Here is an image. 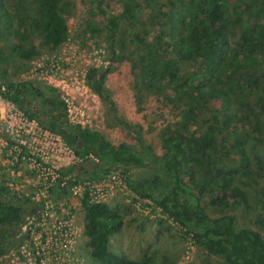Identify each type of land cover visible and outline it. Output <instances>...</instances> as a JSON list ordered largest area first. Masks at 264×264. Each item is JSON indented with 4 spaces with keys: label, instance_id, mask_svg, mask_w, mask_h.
I'll use <instances>...</instances> for the list:
<instances>
[{
    "label": "rangeland",
    "instance_id": "rangeland-1",
    "mask_svg": "<svg viewBox=\"0 0 264 264\" xmlns=\"http://www.w3.org/2000/svg\"><path fill=\"white\" fill-rule=\"evenodd\" d=\"M38 1L4 0L14 18L17 36L31 57L15 54L0 36V64L15 82L33 81L57 87L68 102L72 123L96 130L114 144H137L135 131L118 123L111 107L88 87L86 75L92 68L101 72L110 69L105 86L116 104L118 117L132 127L140 126L144 142L158 156L164 153V140L169 135L189 129L204 135L215 117L223 124L229 110L240 114V92L229 78L216 79L212 86L226 92L231 101L208 99L198 105L182 101L176 88L159 91L142 83L138 59L147 50L132 43L137 32H149L147 47L168 50L167 57L177 63L181 75L199 72V60H180L172 47L179 33L173 25L175 19L161 17L152 21L156 15L173 10L172 4H179L180 0H136L147 8L141 12L140 21L121 23L114 58L106 25L109 18L122 14L120 0H63L59 13L68 22L69 34L56 49L46 46L42 33L34 31L27 20L36 14ZM262 4L264 0H256L255 6L260 9ZM262 26L264 15H231L232 49H238L246 31ZM35 105L41 109L39 103ZM188 106L192 115L185 120ZM213 136L210 149L199 150L196 158L183 161V176L194 173L198 185L211 180L210 187L215 191L206 192L201 200L213 218L233 216L238 227L264 236V225L259 223L264 220V137L260 142L255 138L247 142L252 163L249 173L242 175L241 157L230 130L222 126ZM77 162L71 147L59 135L29 120L17 106L0 97V187L6 188L25 209L24 230L29 236L23 240L21 256L1 245L0 249L9 252L0 256V264H37L38 259L42 264H99L92 259L85 236L81 198L87 186L92 200L108 203L124 218L123 230L110 242L113 253L140 264H227L196 245L154 202L134 195L118 176L94 182L85 179L70 187L67 195L59 193L57 171ZM235 170L238 174L232 184L245 193L246 203L213 204L218 187L212 177L219 171Z\"/></svg>",
    "mask_w": 264,
    "mask_h": 264
},
{
    "label": "trees",
    "instance_id": "trees-1",
    "mask_svg": "<svg viewBox=\"0 0 264 264\" xmlns=\"http://www.w3.org/2000/svg\"><path fill=\"white\" fill-rule=\"evenodd\" d=\"M62 1L39 0L36 14L27 17L30 27L42 33L45 45L53 49L62 46L69 34L68 22L59 13ZM120 2L122 14L107 19L106 25L113 58L118 53L115 43L121 23L140 21L141 12L147 8L136 0ZM255 4L256 0H180L179 4H172L173 10L153 17V22L161 17L175 19L173 25L179 33L173 39L172 47L180 60H199L198 73L181 75L177 63L167 57L168 50L147 47L149 32H137L132 36L134 45L147 50L139 56L138 70L148 89L176 88L181 100H188L191 105L208 99L231 101L226 92L212 86L214 80L220 81L223 77L229 78L234 89L240 92V114L229 110L223 124L215 117L209 132L204 135L191 129L169 135L160 156L144 142L140 126L132 127L118 117L116 104L105 86L110 69L104 72L90 69L86 75L87 85L111 107L118 123L135 131L137 144H114L100 132L72 123L68 102L57 87L33 81L15 82L0 64V97L17 106L29 120L59 135L78 159L75 165L57 171L59 193L67 195L70 187L85 179L94 182L118 175L135 195L154 202L211 256L221 258L227 264H264V236L253 229L238 227L233 216L213 218L201 200L206 192L215 191L213 186L210 187L211 180L198 185L194 173L183 176L182 172L183 161L196 158L199 150L210 149L215 140L213 135L224 126L233 135L241 157L242 175L249 173L247 169L252 162L247 142L253 138L260 142L264 137V26L246 31L238 49L233 50L229 24L233 14L251 13L263 17L264 4L260 9ZM17 35L14 18L4 0H0V36L15 54L31 57ZM191 115L192 109L188 106L184 111L185 120ZM38 161L42 163L40 159ZM237 174V170L219 171L212 177L218 187V197L213 204L246 203L245 193L232 184ZM91 195L87 186L81 202L92 259L99 264H140L110 250L112 237L124 228V218L108 203L92 200ZM259 223L264 225V220ZM25 226V209L6 188L0 187V246L6 245L21 256L23 240L29 237ZM7 252L9 250L1 248L0 256ZM37 264H42L40 259Z\"/></svg>",
    "mask_w": 264,
    "mask_h": 264
},
{
    "label": "built area",
    "instance_id": "built-area-1",
    "mask_svg": "<svg viewBox=\"0 0 264 264\" xmlns=\"http://www.w3.org/2000/svg\"><path fill=\"white\" fill-rule=\"evenodd\" d=\"M73 152V151H72ZM74 154V153H73ZM75 156V155H74ZM76 157V156H75ZM114 177H117L118 175H112ZM119 177V176H118ZM122 181V180H121ZM129 189V188H128ZM131 191V190H130ZM132 192V191H131ZM133 193V192H132ZM134 194V193H133ZM135 195V194H134ZM137 196V195H136ZM138 197V196H137Z\"/></svg>",
    "mask_w": 264,
    "mask_h": 264
}]
</instances>
